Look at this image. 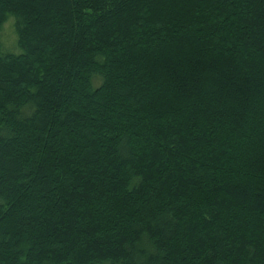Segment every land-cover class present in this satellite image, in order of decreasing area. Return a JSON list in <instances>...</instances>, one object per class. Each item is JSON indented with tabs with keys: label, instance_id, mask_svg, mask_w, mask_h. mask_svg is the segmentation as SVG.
I'll return each mask as SVG.
<instances>
[{
	"label": "trees",
	"instance_id": "obj_1",
	"mask_svg": "<svg viewBox=\"0 0 264 264\" xmlns=\"http://www.w3.org/2000/svg\"><path fill=\"white\" fill-rule=\"evenodd\" d=\"M0 264H264V0H0Z\"/></svg>",
	"mask_w": 264,
	"mask_h": 264
},
{
	"label": "rangeland",
	"instance_id": "obj_2",
	"mask_svg": "<svg viewBox=\"0 0 264 264\" xmlns=\"http://www.w3.org/2000/svg\"><path fill=\"white\" fill-rule=\"evenodd\" d=\"M13 19L10 17L0 28V41L2 43L3 48L9 50H16L15 46V32L12 25Z\"/></svg>",
	"mask_w": 264,
	"mask_h": 264
}]
</instances>
